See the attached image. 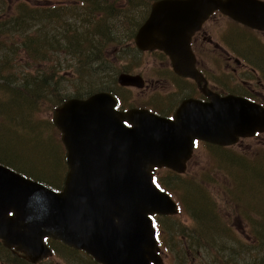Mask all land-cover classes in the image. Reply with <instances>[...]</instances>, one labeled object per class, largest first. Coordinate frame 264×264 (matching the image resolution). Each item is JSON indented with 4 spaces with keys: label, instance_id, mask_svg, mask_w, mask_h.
I'll return each instance as SVG.
<instances>
[{
    "label": "water",
    "instance_id": "1",
    "mask_svg": "<svg viewBox=\"0 0 264 264\" xmlns=\"http://www.w3.org/2000/svg\"><path fill=\"white\" fill-rule=\"evenodd\" d=\"M218 11L264 31L259 0H159L135 36L137 48L164 51L176 73L198 80L191 36ZM118 82L142 87L131 75L121 74ZM116 105L102 93L54 110L70 167L61 193L0 166V240L7 249L24 252L34 264L51 256L48 237L99 264H161L151 217L179 211L155 186L153 171L184 173L196 140L234 146L264 133V108L235 96L185 101L173 120L146 110L118 112Z\"/></svg>",
    "mask_w": 264,
    "mask_h": 264
},
{
    "label": "rangeland",
    "instance_id": "2",
    "mask_svg": "<svg viewBox=\"0 0 264 264\" xmlns=\"http://www.w3.org/2000/svg\"><path fill=\"white\" fill-rule=\"evenodd\" d=\"M149 11L150 6L144 12L146 16ZM223 19L220 18L219 20L224 21ZM119 30L126 33L125 26ZM131 42L132 40L129 39L123 40L125 46L130 45L132 48ZM112 51L111 49L107 50L108 56L111 55V58H108L104 63L108 72L100 73L101 75L91 73L87 69L81 73L80 78L73 72H65L69 70L68 68L64 69L63 79L59 84V89L62 91L60 104H62V99L95 93V90L99 88L94 89V87L100 77L102 78L97 84H104L103 88L111 87L113 91L122 96L124 102L132 105L142 104L140 100L135 101V97L140 98V94L135 89L127 90L119 87L117 78L119 73L129 72L144 62L146 65V57L139 56L133 49L123 54L112 53ZM61 61L69 63L71 57L69 55L67 57L61 56ZM134 61L135 64L132 63ZM95 65L99 66L98 63ZM156 104L162 106L158 100H156ZM54 108H51V111L44 109L33 119L31 116H25L30 122L28 126H24L22 131L18 127L15 128L13 125L10 126L0 120V125L5 129L0 126V131L10 133V136L6 138L3 135L0 136V159L3 160L1 162L9 164L18 172L31 175L40 181L56 182L57 186L61 182L60 187H62V179L68 169L63 162L66 150L61 141L62 135L51 123ZM23 115L24 113L10 116V121L17 123ZM48 122L51 127L46 124ZM226 149L233 150L232 152L235 154L248 155L251 161L248 164H232L225 161L229 157L227 155L229 151H218L214 148L198 145L194 157L190 160L187 172L182 175L183 180L187 181L181 185L182 196L180 193H175V199L178 200L181 197L183 202L182 207L178 201L181 209L180 214L171 218L170 224L166 223L165 218H160L167 245L174 241L177 245L175 249L190 246L202 247L201 254L194 253L187 255V257L183 255L178 258L179 261L187 260V264H264V246L259 245L256 240L259 230L253 231L247 225V222L250 223L251 220L253 227L254 224L257 227L259 223L256 221L260 222L258 212L264 216V163L258 162L256 159L264 154V134L258 138L241 141L236 146ZM169 172L167 171V175ZM164 174L165 171H163ZM225 176L228 184H226ZM196 179H205L207 182L208 192L213 195L219 210L216 209V206L214 209H216L220 220H225L228 226V235H219L220 237L216 238L217 234L214 235L215 233L212 232L211 234L205 233L209 237L205 236L202 232V221L199 218L195 219L190 213L193 209L198 211L203 206L208 205L205 192L197 187ZM226 185L228 188L225 193ZM199 213L203 214L201 211ZM251 217H254L255 221ZM251 232L253 237L250 241ZM182 234L189 239L178 241ZM196 239H199L202 246L197 244ZM57 245H59L58 242L54 246ZM203 246H206V250ZM217 246L220 247L221 251L218 250ZM60 251L57 250V255L50 258L45 264H49V262L51 264H97L82 252L75 251L76 253L68 252L67 254L60 253ZM0 253L5 252L0 251ZM8 256L10 257L9 253ZM164 257H166L165 264L173 263V257L165 255ZM0 264L7 263L0 260Z\"/></svg>",
    "mask_w": 264,
    "mask_h": 264
},
{
    "label": "trees",
    "instance_id": "3",
    "mask_svg": "<svg viewBox=\"0 0 264 264\" xmlns=\"http://www.w3.org/2000/svg\"><path fill=\"white\" fill-rule=\"evenodd\" d=\"M154 1L156 0H0V120L22 131L30 122L25 116L36 118L44 109L51 111V108L61 103L62 91L59 84L65 68L69 69L65 72H73L80 77L87 69L94 73L99 68L96 63H105L109 58L108 49L118 54L132 50L130 45L123 44V40L133 39L137 28L146 18L144 12ZM124 26L126 33L119 30ZM67 55L71 57V62L61 61V56ZM99 81L94 89L103 90L105 85L97 84ZM23 113L17 123L10 121L12 116ZM46 124L51 127L49 122ZM1 128L4 129L3 126ZM256 159L264 163V154ZM1 161L3 160L0 159ZM225 161L248 164L251 160L247 155L227 158ZM158 182L173 194L180 193L182 196L181 185L185 183L182 176L169 172L168 175L158 176ZM196 183L205 192L208 205L198 211L193 209L190 212L185 209L195 219L202 221L204 234L214 232V235L217 234L216 238L228 235V226L217 215L216 201L208 192L207 182L205 179H196ZM258 219V226L255 227L254 224L252 228L253 231L259 230L256 240L259 245L264 246L262 213L258 212ZM55 243L52 242V245L56 253L57 250H61L60 253H76L60 242L55 247ZM0 251L5 252L0 253L3 263L29 264L18 254L7 251L1 242Z\"/></svg>",
    "mask_w": 264,
    "mask_h": 264
},
{
    "label": "flooded vegetation",
    "instance_id": "4",
    "mask_svg": "<svg viewBox=\"0 0 264 264\" xmlns=\"http://www.w3.org/2000/svg\"><path fill=\"white\" fill-rule=\"evenodd\" d=\"M220 18H224V21H220ZM202 26L190 41L195 69L199 72L198 80L183 78L174 72L173 64L164 52L138 51L133 46L139 56L146 57L147 64L144 62L123 73L141 79V89H130L140 94L135 101L140 100L142 104L124 102L122 96L115 91L113 93L111 87L104 88L103 92L108 91L117 97L118 110L147 109L164 118H172L188 99L208 103L211 97L236 96L264 107V32L239 24L220 12L212 15ZM132 63L135 64V61ZM156 100L162 106L157 105ZM198 144L207 145L204 142ZM249 237L251 241L252 232ZM188 239L182 234L178 241ZM196 240L202 246L199 239ZM161 246V255L173 257L172 264H187V260L182 262L178 258L201 254L202 250L197 246L175 249L177 245L174 241L169 245L164 241ZM203 248L206 250V246ZM218 250L221 251L219 247Z\"/></svg>",
    "mask_w": 264,
    "mask_h": 264
},
{
    "label": "bare ground",
    "instance_id": "5",
    "mask_svg": "<svg viewBox=\"0 0 264 264\" xmlns=\"http://www.w3.org/2000/svg\"><path fill=\"white\" fill-rule=\"evenodd\" d=\"M98 65H99V68L97 69V70H95V72H94V74H100V73H106V72H108V71H106V70H108L107 69V66L106 65H104V63L103 62H100V63H98ZM101 75V74H100ZM1 135H3L4 136V138H6V137H9L10 136V133L9 132H1L0 131V136ZM224 148H230V147H228V146H224V147H221V146H217V147H215L214 148V150H218V151H224ZM231 150V149H230ZM233 150H231V151H229L228 152V159H231V158H236L237 156H242V157H244L245 155H243V154H239V153H233L232 152ZM215 155V154H214ZM215 156H217V155H215ZM232 164H234V163H232ZM225 174H227V173H225ZM225 179H226V184H228V181H227V178H226V176H225ZM185 183H186V181H184ZM227 188H228V185H226V188H225V193H226V191H227ZM31 264V263H30Z\"/></svg>",
    "mask_w": 264,
    "mask_h": 264
}]
</instances>
